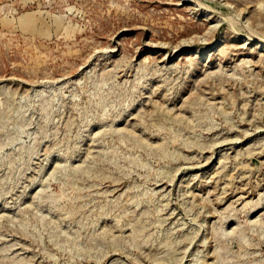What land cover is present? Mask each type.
I'll return each mask as SVG.
<instances>
[{
    "label": "rangeland",
    "instance_id": "1",
    "mask_svg": "<svg viewBox=\"0 0 264 264\" xmlns=\"http://www.w3.org/2000/svg\"><path fill=\"white\" fill-rule=\"evenodd\" d=\"M0 264H264V0H0Z\"/></svg>",
    "mask_w": 264,
    "mask_h": 264
}]
</instances>
